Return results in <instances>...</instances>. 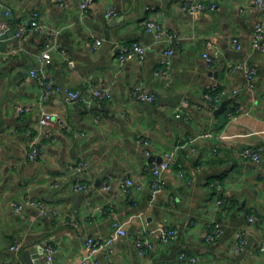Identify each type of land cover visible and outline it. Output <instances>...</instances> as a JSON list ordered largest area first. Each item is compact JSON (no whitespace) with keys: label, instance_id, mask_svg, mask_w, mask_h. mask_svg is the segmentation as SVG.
<instances>
[{"label":"crops","instance_id":"crops-1","mask_svg":"<svg viewBox=\"0 0 264 264\" xmlns=\"http://www.w3.org/2000/svg\"><path fill=\"white\" fill-rule=\"evenodd\" d=\"M184 1L93 0L83 11L79 0H0V11L5 4L12 14L0 16V264H79L88 253L86 239L112 237L115 221L124 222L128 234L115 240L113 252H97L96 264H193L182 252L196 256V264H264V50L252 43L264 15L254 0H194L207 5L194 13ZM109 8L117 12L110 18ZM34 12L46 30L17 35ZM148 19L174 39L147 32ZM51 34L56 46L44 74L55 89L43 101L42 84L30 70ZM234 37L241 48L233 47ZM135 41L146 53L120 63L119 49ZM208 41L213 65L204 57ZM170 46L169 73L159 76ZM236 61L257 69L253 86L243 72L228 70ZM98 86H109L112 96L89 107L69 97L71 91L88 96ZM136 86L155 93V101L135 100ZM209 86L224 91L218 106L227 102L224 111L210 107ZM43 111L55 114L53 125L39 123ZM228 111H238V118ZM33 140L36 160L29 158ZM180 143L185 147L178 149ZM250 146L261 148L260 163L243 154ZM175 149L167 189L151 204L153 161L145 151L158 159ZM80 161L87 164L86 189L75 192L72 168ZM126 178L143 189L126 193ZM26 196L57 213L26 204ZM217 221L224 232L207 243L209 225ZM143 228L153 248L142 256L135 240ZM169 228L175 233L166 240ZM242 230L245 244L236 250Z\"/></svg>","mask_w":264,"mask_h":264},{"label":"built area","instance_id":"built-area-1","mask_svg":"<svg viewBox=\"0 0 264 264\" xmlns=\"http://www.w3.org/2000/svg\"><path fill=\"white\" fill-rule=\"evenodd\" d=\"M80 2V8L83 11H86L90 4L93 2V0H79ZM254 3L262 10L264 15V0H254ZM182 7L189 13H194L196 11L204 10L207 5L204 4L201 1H184L182 3ZM211 7H215V4H212ZM117 12L114 8H109L107 12V17L115 16ZM30 28H33L35 30L44 32L47 28V26L40 22L38 13L34 12L31 18V21L29 23H20L17 35H22L26 31H28ZM145 29L147 32L154 33L155 37L157 39L161 38H168L172 40V37L174 39L173 34L169 33L164 26L154 20V19H148L145 23ZM252 43L256 47H260L262 50H264V22L263 21H257L255 23V28L253 32L252 37ZM101 44V40H95L94 45L98 46ZM232 44L234 48H241V43L238 40V38L234 37L232 38ZM56 46V35L51 34L47 42L45 44L44 50L41 52L38 58V65L35 68H32L30 70V74L38 79L42 84V93H41V99L47 100L48 97L53 93L55 86L53 79L51 77H48L44 74V66L46 61L50 58V50ZM207 51L204 52V57L206 58L209 65H213L215 62V58L211 53L208 51L212 47L211 42H207L206 44ZM147 51V46L142 44L139 41L133 42L129 46H122L119 49L118 52V60L120 63H124L128 60L134 59L136 57L143 56ZM175 53L174 46H170L166 48V50L163 53V58L161 62V67L157 71V75L159 76H167L170 70L171 66V57ZM228 70L231 72H243L247 78L249 79L251 86H253V78L255 74L257 73V69L243 61H236L228 64ZM224 95V91L219 90L216 86H209L205 92V97L209 102L210 107L212 110H215L218 108L220 102L222 101V97ZM112 96V91L109 86H98L93 87L90 89L88 96H83L79 91H71L69 92V97L72 100H82L86 106H92L95 102L107 100ZM132 96L137 101L142 102H154L156 99V94L153 92H148L141 86H136L132 91ZM22 111V110H21ZM238 111L232 112L228 111L227 115L232 118H238ZM56 116L55 114L43 111L39 118V123L43 126H50L55 123ZM205 136H210V134H205ZM145 144H149V141H143ZM185 147V144L180 143L177 148H183ZM40 154V149L37 145V141L33 140L30 142V153L29 158L31 160H36L37 157ZM145 154L147 156H151V153L149 150L145 151ZM243 154L253 160L255 163H260L262 160L261 157V148L258 147H247L243 150ZM176 162V149L167 151L163 154L161 162H158L157 159L153 160L152 162V168H151V180L149 182V192H150V203L152 204L158 195L162 192H164L167 189V179H166V172L175 164ZM87 164L85 162H78L73 166V170L76 172V181L74 182L73 190L75 192H80L86 189V186L82 183L83 178V172L86 169ZM179 176L183 177V173L179 172ZM106 186V185H105ZM144 184L141 183H135L132 179L126 178L121 182V188L126 193L130 192L131 189L135 190H141L143 189ZM24 202L28 205L35 206L39 208L42 211H48L52 213H57L56 208L51 207L46 201L44 200H36L34 198H31L30 196H26L24 199ZM218 204H222L223 200L219 199L217 201ZM17 210H21L23 208V204L21 203H14ZM249 221L253 222L256 220L255 216H250L248 218ZM114 234L112 237L107 239H99L95 237H88L86 239V246L88 249L87 255L81 260L79 264H96V261L94 260L95 254L99 251L105 250L108 252H113V247L115 240L118 237L127 236L128 231L127 227L125 226L124 222L115 221L114 222ZM141 236L136 238L135 240V246L137 248V251L140 255H146L150 252V250L153 248V244L151 240L145 235L146 229L143 228L141 231ZM224 232V228L221 222L217 221L209 225V228L206 232L205 240L207 243L214 242L215 240L219 239L221 235ZM175 233V230L172 229H166L165 231V239H169V237L173 236ZM245 244V238H244V230L240 231L238 233V242L236 246V250H240ZM55 253V247L52 243H47L46 245V257L48 261H52L53 256ZM181 258L196 264L198 262V258L196 256L190 255L188 252H182Z\"/></svg>","mask_w":264,"mask_h":264},{"label":"water","instance_id":"water-1","mask_svg":"<svg viewBox=\"0 0 264 264\" xmlns=\"http://www.w3.org/2000/svg\"><path fill=\"white\" fill-rule=\"evenodd\" d=\"M7 12H8V13H7ZM0 16H3V17H5V18H11L12 14H10L9 7H8L7 5H5V4H2V5H1ZM0 22H1V21H0ZM226 103H227V102H223V103L221 104V106L216 110V113H219V112L224 111ZM154 159H156V158H154L153 156L149 157V161H151V162H152ZM161 160H162V157H158L157 161H158V162H161ZM71 197L74 198V199L76 200V204L79 203V201H80V196H78V195H74V196H71Z\"/></svg>","mask_w":264,"mask_h":264}]
</instances>
